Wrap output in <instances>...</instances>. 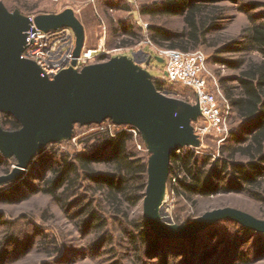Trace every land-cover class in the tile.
Here are the masks:
<instances>
[{
	"label": "rangeland",
	"instance_id": "rangeland-1",
	"mask_svg": "<svg viewBox=\"0 0 264 264\" xmlns=\"http://www.w3.org/2000/svg\"><path fill=\"white\" fill-rule=\"evenodd\" d=\"M107 1L109 0H38L35 3L39 2V13L25 15L15 11L11 14L20 18L34 19L39 16H59L67 9L73 10L85 33L81 55H85L89 51H98L96 56L86 62H76L74 66H69L77 76L84 73L110 76L120 70L134 68L138 75L153 85L155 81H166L164 76L166 72L165 58L154 47L149 46L146 39L133 48L114 49L118 41L114 40L111 33L114 26L112 20L115 23L122 21L127 25L134 26L136 32L143 36H147V27L152 23L167 22L170 28L181 30L183 28L182 20L172 18L164 21H151L149 17L140 14V10L144 6L159 8L162 5V0H116L121 5H129L131 12L109 11L105 5ZM249 2H258L264 6V0H241L239 4L232 1L223 3L227 6V11L225 19L221 23L225 28L222 36L231 38L238 36L237 40H241V31L247 25L248 18L239 9ZM0 5L5 6L2 2ZM251 14L264 16V7ZM59 31L70 33L69 36H72L75 48L77 38L74 31L71 29ZM103 42L104 45L100 49ZM197 51L202 52L207 57L209 82L212 87H216L215 82L218 84L223 96L218 95V101L222 111L226 114L227 103L220 80L222 78L235 80L238 72L230 70L224 65L225 63L221 62L223 60H235L237 55L232 53L219 54L209 47H201ZM102 55H105L106 59L99 60ZM157 57L164 59V62H158ZM166 82V89H170V93L157 91L156 96L174 100L180 105L192 109L195 113V119L190 124L195 137L193 142L184 148L195 149L201 156H210L215 161L219 158L220 147L230 139L233 132L239 133L242 130L243 123L234 119L230 111L226 129L223 132L210 130L199 113L195 92L181 85ZM77 111L91 113L89 105L80 99L76 89L72 94L69 107L59 120L37 135L38 153L36 156L46 148L49 150L52 147L59 153L75 154L82 152L83 145H79L78 142L98 130L99 126L101 129H109L112 133L126 127H133L128 119L119 121L116 118H104V122L101 124L72 125L70 119ZM133 128L136 136L138 132L140 133L136 147L137 152L142 156H147L150 163L160 159L165 145L159 143L158 139L172 131L174 126L165 120L153 119L149 123ZM17 142L16 140L0 138V154L12 161L11 173L0 176V179L19 175L13 180L0 184V192L17 184L22 188V192H19L18 200L14 204L0 206V213H3L4 216L2 222L9 223L8 228L3 223L0 224V247H8L12 252L10 256L4 259L3 264H160L159 259L155 257L161 252L163 253L164 250L173 256L167 264H188L189 258L196 261V263L193 261L194 264H264V230L249 228L251 233L244 235L242 229L243 227L248 229V227L227 218L212 222L191 235L199 234V236H204L205 241H207L209 239L206 238V235L209 232L210 234L215 232L213 236L217 238L213 244L223 239V246L221 245L216 255L207 261L191 257L186 252V245H182L180 241L173 243V240L184 241L191 236L180 239L164 238L172 241L170 244L175 245L172 244L169 249L165 246L162 251H157L151 256L147 255L148 247L146 244L138 245L139 252L132 251L130 241L124 235V230L134 232V228L129 226V221L135 222L142 217L145 218L147 203L145 198L135 206H125L123 211L128 213L129 221L123 222L121 217H110L109 230L113 242H98L94 234L88 235L89 230L82 231L79 229L76 223L66 216L60 205L41 193V184L43 179L50 175L51 163L45 169L38 165V167L31 168L35 156L28 167L22 169ZM27 183L32 188H28ZM81 194L85 195L84 192ZM88 197L95 198V208L102 201L101 197H94L92 192L89 193ZM195 200L197 206L171 194L165 181V191L162 200L157 205L156 215L161 222L170 227L183 228L209 212L228 209L240 213L255 223L264 225V205L247 194L217 195L208 199L196 198ZM103 208L110 216L109 213L111 212L108 207L103 204ZM189 219L192 221L187 223ZM9 232L15 234L19 241L18 244L9 246L5 240ZM233 242L237 243L234 247H232ZM27 243L29 244L25 246ZM199 253L203 254L202 252ZM242 254L248 259V263L240 261L239 256Z\"/></svg>",
	"mask_w": 264,
	"mask_h": 264
},
{
	"label": "trees",
	"instance_id": "trees-1",
	"mask_svg": "<svg viewBox=\"0 0 264 264\" xmlns=\"http://www.w3.org/2000/svg\"><path fill=\"white\" fill-rule=\"evenodd\" d=\"M35 1L38 0H0L10 13L19 11L25 15L39 13V2ZM162 1L159 8L142 7L140 14L151 21L180 18L183 28L174 30L167 22L152 23L147 28V36H143L136 32L134 26L112 20L114 26L111 33L114 40L118 41L114 49L133 48L146 39L162 50L190 53L201 47H209L219 54H236L235 60H223L221 63L238 72L237 78H222L220 85L232 116L243 123L242 130L233 132L220 147L219 158L215 161L210 156H201L195 149H180L171 161L167 181L169 192L194 206H197L196 198L208 199L240 193L264 205V16L251 14L264 6L249 2L239 9L247 15L248 23L241 31V40H237L238 36H222L225 28L221 23L227 11L223 3L232 1L239 4L241 0ZM105 5L109 11L131 12L129 5H121L116 0H109ZM52 34L61 35L62 31ZM64 45L68 51L73 50V38H67ZM103 59H106L105 55L99 57V60ZM154 86L161 93H170V89H166V81H155ZM0 123L6 131L22 129L13 117L4 114H0ZM133 130V127H126L112 133L99 126L98 130L78 142L83 145L82 152L59 153L53 147L49 150L46 148L34 158L30 166L45 169L51 163L50 175L43 179L41 193L60 205L79 229L89 230L88 235L94 234L101 243L113 242L109 230L110 217L129 221L128 213L123 211L125 206H135L145 198L150 162L147 156L137 152L140 133L136 136ZM11 166L12 161L0 154V176L9 175ZM26 186L32 188L29 183ZM21 189L17 184L0 192V206L14 204ZM83 192L85 195L81 194ZM91 192L94 197L102 199L97 205L99 210L95 208V198L88 197ZM103 204L110 210V216ZM3 217V213H0V224L8 228L9 223L2 222ZM191 221L189 219L187 223ZM129 226L134 228V232L124 230V235L129 239L132 251L137 253L140 251L138 245L146 244L149 256L162 251L165 246L169 249L173 243L180 241L186 245V252L191 257L207 261L224 244L223 239L213 244L217 238L213 236L215 232L206 235L207 241L204 236L197 234L184 241L173 240L170 244L172 241L151 231L144 217L139 221H129ZM242 231L244 235L251 233L249 228L243 227ZM5 240L9 246L19 243L11 232ZM236 245L233 242L232 247ZM164 251L155 257L160 264H167L173 257ZM11 253L8 247H0V264ZM239 259L244 263L249 262L244 254ZM193 261L196 263L193 258H189L188 264H194Z\"/></svg>",
	"mask_w": 264,
	"mask_h": 264
},
{
	"label": "water",
	"instance_id": "water-1",
	"mask_svg": "<svg viewBox=\"0 0 264 264\" xmlns=\"http://www.w3.org/2000/svg\"><path fill=\"white\" fill-rule=\"evenodd\" d=\"M34 26L44 32L73 30L77 38L74 50L76 60L81 55L85 39L84 28L71 9L59 16L30 19L16 17L0 5V114L13 117L22 126L21 130L12 132L4 130L0 123V138L18 141L22 169L27 168L38 153L37 135L59 120L77 89L80 99L89 105L91 113L77 111L70 119L72 125L101 124L104 118H116L119 121L128 119L133 127L153 119L165 120L174 126L165 135V142H159L162 137L158 139L159 143L165 145L162 157L150 163L145 220L152 232L162 238H187L222 218L235 220L254 230H264V225L228 209L209 212L183 228L170 227L161 222L156 215V208L163 198L164 178L166 176L167 186L172 158L193 142L195 136L190 124L195 119L194 111L174 100L158 98L155 86L138 75L134 68L120 70L110 76L96 73L77 76L69 68L50 80L33 61L22 58ZM156 59L160 63L164 62V59ZM164 76H167L166 72ZM198 109L201 115L199 104ZM85 113L98 116L99 119ZM153 174L155 178H152ZM18 176L0 179V184ZM238 216L248 222L244 223Z\"/></svg>",
	"mask_w": 264,
	"mask_h": 264
},
{
	"label": "built area",
	"instance_id": "built-area-1",
	"mask_svg": "<svg viewBox=\"0 0 264 264\" xmlns=\"http://www.w3.org/2000/svg\"><path fill=\"white\" fill-rule=\"evenodd\" d=\"M69 35L67 31H63L61 35H53L52 32H44L34 26V31L29 33L22 58L33 61L45 76L53 80L62 71L69 69V66L72 67L76 60L75 48L68 51L64 45L67 38L72 37ZM147 44L164 56L167 74L165 80L193 90L201 108V116L208 124V128L215 132H223L231 109L226 100L227 113L225 114L220 107L218 95L222 94L216 82V87L210 85L205 54L200 51L185 53L179 50H162L150 41H147ZM97 53L98 51H89L81 55L76 62H86ZM132 132L136 134L135 131Z\"/></svg>",
	"mask_w": 264,
	"mask_h": 264
},
{
	"label": "bare ground",
	"instance_id": "bare-ground-1",
	"mask_svg": "<svg viewBox=\"0 0 264 264\" xmlns=\"http://www.w3.org/2000/svg\"><path fill=\"white\" fill-rule=\"evenodd\" d=\"M86 114V113H85ZM87 116H90V117H92V118H95L96 120H98L99 119V117L98 116H95V115H89V114H86ZM166 141V136H164V137H162L160 140H159V142H161V143H163V142H165ZM187 142V141H186ZM152 178H155V174H153L152 175ZM165 179H166V176H165V178H164V185H163V194H164V191H165ZM244 223H247L248 221L244 218V217H242V216H238Z\"/></svg>",
	"mask_w": 264,
	"mask_h": 264
},
{
	"label": "crops",
	"instance_id": "crops-1",
	"mask_svg": "<svg viewBox=\"0 0 264 264\" xmlns=\"http://www.w3.org/2000/svg\"><path fill=\"white\" fill-rule=\"evenodd\" d=\"M147 41H148V40H147ZM103 45H104V42H103V44H101V46H100V47L102 48V47H103Z\"/></svg>",
	"mask_w": 264,
	"mask_h": 264
}]
</instances>
